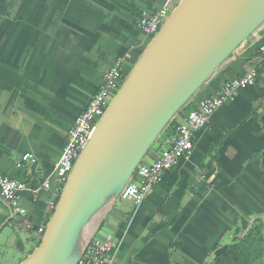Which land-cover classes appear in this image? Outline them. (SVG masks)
Returning <instances> with one entry per match:
<instances>
[{
    "label": "crops",
    "instance_id": "0c3cea01",
    "mask_svg": "<svg viewBox=\"0 0 264 264\" xmlns=\"http://www.w3.org/2000/svg\"><path fill=\"white\" fill-rule=\"evenodd\" d=\"M162 4L0 0V170L27 186L20 196L24 215L0 197L2 256L12 247L32 251L41 240L38 229L46 227L50 202L61 192L54 164L75 117L117 57L127 54L123 72L132 69L150 42L138 18ZM263 43L264 24L195 92L191 106L231 78L256 74L255 83L237 90L195 136L192 155L165 172L141 204L117 199L110 206L95 237L112 243L111 264H203L237 236L235 220L238 235L256 217L264 220ZM185 115L165 127L157 146ZM26 153L35 161H23ZM44 181L49 188L42 187Z\"/></svg>",
    "mask_w": 264,
    "mask_h": 264
},
{
    "label": "water",
    "instance_id": "95a60500",
    "mask_svg": "<svg viewBox=\"0 0 264 264\" xmlns=\"http://www.w3.org/2000/svg\"><path fill=\"white\" fill-rule=\"evenodd\" d=\"M263 22L264 0H180L98 120L40 243L19 264H76L89 218L119 197L176 112Z\"/></svg>",
    "mask_w": 264,
    "mask_h": 264
},
{
    "label": "built area",
    "instance_id": "2783aa9c",
    "mask_svg": "<svg viewBox=\"0 0 264 264\" xmlns=\"http://www.w3.org/2000/svg\"><path fill=\"white\" fill-rule=\"evenodd\" d=\"M177 0H163L160 8L152 12H142L137 25L146 37H153L173 10L170 8ZM180 0H178V3ZM264 58V43L259 48ZM127 54L117 57L104 71L102 83L97 92L87 103L85 109L79 113L70 128L66 144L54 164V179L59 185H64L81 150L89 142L98 120L103 115L111 100V93L118 90L124 79L123 67ZM255 71L250 70L241 76L226 81L219 91L196 103V108L189 111L182 122L171 134L164 136L159 143L155 158L146 162L145 157L138 164L129 181L120 192V199L133 205L141 204L152 188L161 180L165 172L175 166L180 160L189 158L194 150V138L210 121L213 114L243 86L255 83ZM23 161H35L31 153L22 156ZM42 187L49 188V181H44ZM27 189L24 182L11 178L0 170V197L10 208L18 214L24 215L26 210L20 204V196ZM56 202H50L53 211ZM44 227L38 229L41 236ZM112 243L95 237V232L81 252L76 264H111Z\"/></svg>",
    "mask_w": 264,
    "mask_h": 264
},
{
    "label": "trees",
    "instance_id": "16d2710c",
    "mask_svg": "<svg viewBox=\"0 0 264 264\" xmlns=\"http://www.w3.org/2000/svg\"><path fill=\"white\" fill-rule=\"evenodd\" d=\"M193 97L194 95L179 111L176 112L167 125L172 124L177 115L181 112H185V114H187L189 111L196 108L195 104L191 106ZM164 131L165 128L147 150L145 156L150 153H155L154 149L157 150V148H159V145L157 146V144ZM261 166L264 168L263 159H261ZM52 213L53 211H51L48 220L50 219ZM235 225V233L237 236H235L230 243L217 246L212 251L209 259H207L203 264H264V220L259 219L253 222L250 228L243 235H238L241 232V227L237 225L236 220ZM39 243L40 240L37 242L36 246H38Z\"/></svg>",
    "mask_w": 264,
    "mask_h": 264
},
{
    "label": "bare ground",
    "instance_id": "6f19581e",
    "mask_svg": "<svg viewBox=\"0 0 264 264\" xmlns=\"http://www.w3.org/2000/svg\"><path fill=\"white\" fill-rule=\"evenodd\" d=\"M114 201V197L107 198L106 202L89 218L88 222L80 232L75 250L73 251V255L78 256L83 251L87 242L98 227L100 221L102 220L110 206L114 203Z\"/></svg>",
    "mask_w": 264,
    "mask_h": 264
},
{
    "label": "rangeland",
    "instance_id": "374dc122",
    "mask_svg": "<svg viewBox=\"0 0 264 264\" xmlns=\"http://www.w3.org/2000/svg\"><path fill=\"white\" fill-rule=\"evenodd\" d=\"M177 4H178V0L174 4H172L170 6V8L173 9ZM165 21H166L165 19L162 20L161 26L164 24ZM263 24H264V22L260 26H262ZM161 26H160V28H161ZM151 39H152V37L149 38V41ZM129 72H130V70L124 71V79H123V81L125 80V78L127 77V75H128ZM122 83L120 84L119 88L121 87ZM119 88H118V90H119ZM118 90H116L113 93H111V96H110L111 99L114 97V95L116 94V92ZM111 99H109V100H111ZM62 188H63V185H59V191H61ZM117 199H119V197L118 198L116 197L115 201ZM121 201H123V200H121ZM104 217H105V215H104ZM104 217L102 218V220L104 219ZM108 217H109V213H108ZM259 219H261V218L256 217L254 219V221L248 223L247 228H249L253 222H255V221L259 220ZM102 220L100 221V223L102 222ZM100 223H99V225H100ZM105 224H106V222H105ZM99 225H98V227H99ZM98 227L96 228V230H98ZM96 230L94 232H96ZM98 231H97V234H99ZM29 247H31V246H29ZM29 247L24 251V253L18 252V249L16 247H14V248L12 247V249L9 251L8 254H5L4 256H2L0 254V264H19L20 263V260L21 261H22V259L24 260L29 255V253L32 252L31 251V248H29Z\"/></svg>",
    "mask_w": 264,
    "mask_h": 264
}]
</instances>
